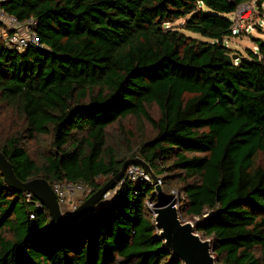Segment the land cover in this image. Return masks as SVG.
<instances>
[{"label":"trees","instance_id":"1","mask_svg":"<svg viewBox=\"0 0 264 264\" xmlns=\"http://www.w3.org/2000/svg\"><path fill=\"white\" fill-rule=\"evenodd\" d=\"M250 1L5 0L8 14L34 21L40 45L17 52L0 39V113L17 121L0 152L15 177L82 182L87 198L138 157L165 198L178 183V214L197 218L216 264H264V43L246 55L224 46ZM154 191L151 179L124 178L57 228L0 176V264H182L146 207Z\"/></svg>","mask_w":264,"mask_h":264},{"label":"water","instance_id":"2","mask_svg":"<svg viewBox=\"0 0 264 264\" xmlns=\"http://www.w3.org/2000/svg\"><path fill=\"white\" fill-rule=\"evenodd\" d=\"M238 55H233L236 60ZM137 164L149 175L155 186L157 203L152 207L153 223L158 231V237L165 248L182 264H216L212 256V248L207 239H202L194 230L193 224L182 222L178 217V208L174 197L165 198L160 187V181L151 174L147 165L139 158L125 160L119 171L110 177L101 187L85 198L74 210L63 213L56 202L55 195L46 180L41 178L25 182L18 180L10 163L0 152V176L4 184L12 191L30 194L47 211L50 224L63 228L81 216L91 212L104 197L117 188L123 179L128 165Z\"/></svg>","mask_w":264,"mask_h":264},{"label":"rangeland","instance_id":"3","mask_svg":"<svg viewBox=\"0 0 264 264\" xmlns=\"http://www.w3.org/2000/svg\"><path fill=\"white\" fill-rule=\"evenodd\" d=\"M231 18L235 19L236 23L240 24V26L243 27V30H241V32L239 33V36L226 38L224 40V46L226 48H229V49H231L235 52H238L242 55H246V50L256 51L257 46H255L254 40L260 39L264 43V1L262 3L261 7L259 8L257 3H256V0H251L250 2L242 5L239 9V13H235V16H231ZM181 22H182V20H177L174 23L167 24L166 27L172 26V27L178 28V26L181 24ZM246 29H247V32H246ZM182 32L184 35H186L190 38L204 40L198 34L186 32V31H182ZM149 113L154 118H156L157 114H158L157 110L154 106L151 107V109L149 110ZM16 123H17V121H16L13 113H11L9 110H6L3 108L1 110V113H0V139H1V137H3L7 133L9 127H11V126L15 127ZM124 123L130 129L134 128V119L127 118L124 120ZM142 133H143V136H149L150 135V130H149L148 125H143ZM35 149H36L35 143L31 142L29 144V150H30L31 155L33 157L35 155ZM33 151H34V153H33ZM261 163L264 164V159L261 160ZM102 180H103V178L98 177L96 179V182H101ZM173 180H175V179H173ZM167 192H168V194H170V196L175 198L176 206L178 207V205L183 201V196L179 192L178 183L172 181L170 183V185L168 186ZM112 195H113V191L109 192L107 194V196L102 201L108 200ZM148 206L149 205L147 203L146 207L150 210V213L152 214V211H151L152 208L148 207ZM62 212L65 213L66 211L64 209H62ZM203 214L206 215L207 213L204 212ZM178 217L182 222H189L191 224H193L194 222L197 221V218H194V217L190 218V217H187L184 215L181 216L179 214H178ZM197 235L200 236L202 239L209 240L208 238H204V236H202L201 234H197Z\"/></svg>","mask_w":264,"mask_h":264},{"label":"built area","instance_id":"4","mask_svg":"<svg viewBox=\"0 0 264 264\" xmlns=\"http://www.w3.org/2000/svg\"><path fill=\"white\" fill-rule=\"evenodd\" d=\"M4 2L5 0H0V39L5 47L17 52H23L30 46L40 47L38 37L33 30L34 21L32 19L18 21L14 16L8 14L4 10ZM239 9L236 13H239ZM233 20L234 25L231 33L232 35H239L243 27L236 23L235 19ZM256 51L253 52L257 53ZM124 178L131 181L144 180L150 183L149 175L137 164H131L126 167L123 175V179ZM50 187L55 195L58 206L61 211L64 209L66 211L65 213L74 210L90 192V188L82 182L55 181ZM114 191L115 190H113V192ZM29 196L31 195L25 193L26 199H28ZM148 205V207H153L150 203H148ZM29 218L32 219V216L30 215Z\"/></svg>","mask_w":264,"mask_h":264}]
</instances>
